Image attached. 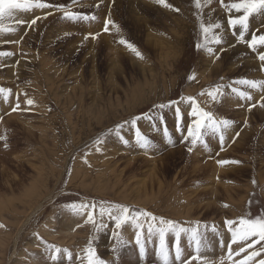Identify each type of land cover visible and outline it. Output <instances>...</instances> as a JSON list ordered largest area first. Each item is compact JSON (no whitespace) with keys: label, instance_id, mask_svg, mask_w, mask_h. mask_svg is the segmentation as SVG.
Segmentation results:
<instances>
[{"label":"rangeland","instance_id":"rangeland-1","mask_svg":"<svg viewBox=\"0 0 264 264\" xmlns=\"http://www.w3.org/2000/svg\"><path fill=\"white\" fill-rule=\"evenodd\" d=\"M42 2L49 6L16 10L2 22L15 31L0 32V53H6L0 55V89L6 90L0 92V264H88L89 246L105 264H160L158 236L148 234L149 223L159 227V221L142 216V227L128 221L117 229L111 216L119 210L100 212L112 205L145 210L184 229L198 227L202 259L191 264H238L253 252L260 254L248 264L264 260V241L250 237L233 244L225 223L235 221L236 227L241 217H264V86L238 83L264 81V45L253 50L247 43L261 33L250 30L252 15L246 30L233 28L237 36L244 31V40L231 44L228 21L243 12L230 10L226 0L223 6L221 0H202L200 8L194 0H167L171 8L154 0ZM64 10L77 17L66 18ZM201 23L220 27L206 37ZM235 45L246 47L245 56L234 52ZM246 57L259 62L258 71L247 72ZM217 86L214 100L207 93ZM187 97L231 124L206 132L193 147L191 138L184 139L196 119ZM226 97L238 105L226 106ZM137 132L149 147L140 146ZM70 204L87 207L73 212L65 207ZM89 212L95 225L85 223ZM65 221L75 224L61 240ZM137 231L145 242L143 258ZM166 239L173 264L177 242L183 259L196 254L189 233L177 240L170 232Z\"/></svg>","mask_w":264,"mask_h":264},{"label":"snow or ice","instance_id":"snow-or-ice-1","mask_svg":"<svg viewBox=\"0 0 264 264\" xmlns=\"http://www.w3.org/2000/svg\"><path fill=\"white\" fill-rule=\"evenodd\" d=\"M75 2V0H74ZM155 3L166 7L171 8L172 6L167 3V0H154ZM210 0H203V3H208ZM222 6H223V0H221ZM194 4L197 8L202 7V0H194ZM46 3L42 2V0H0V32H11L15 31L12 27H5L2 23L5 19L12 18L14 15V12L16 10L20 11H27L32 8H43L48 7ZM228 8L235 9L237 13L243 12V15L236 16L235 18H230L228 23L230 26L235 27L236 25H240L242 29H247V21L248 17L251 16L253 13L264 11V0H238V2H234L228 5ZM61 10H63V6H61ZM178 11V9H176ZM64 16L66 18L75 19L77 17L76 13H73L71 11L64 10ZM87 19L88 17H84ZM38 19V18H36ZM36 19H33L31 21V24L36 23ZM92 19H95V17H92ZM16 24H23L24 21L22 19H17ZM111 23L110 21H106L105 23V31H108V24ZM114 28L118 29V26L113 24ZM220 27L219 23L216 24H203L201 23L200 28L202 32L207 37V34L211 32L213 29H218ZM87 38V37H86ZM220 37L215 36L214 42L220 43ZM239 39L241 41L244 40V31H241L239 34ZM119 43L125 44L130 50L134 51L137 57L142 58L141 53L136 51L133 45L128 43L124 39H120ZM248 47L255 50V46L257 44L264 45V35H252V38L250 41H247ZM200 45H197V48H199ZM209 51H211L209 49ZM0 55H6V53H0ZM259 59L264 62V53L259 55ZM262 70H264V67H262ZM193 77H189V79H192ZM238 83L248 85L251 88H257L264 86V81H255V80H241ZM220 87L217 86L216 89L210 90L207 94L211 96L214 100L218 98V94H220ZM6 90L0 89V92H5ZM233 92L238 93L241 97H247L248 99H251V96L247 93L239 92L238 89L233 88ZM203 95V93H201ZM182 99H185L182 97ZM188 101H191L192 103V112L191 115L196 117V119L193 120L192 124L188 126L187 129V136L184 137L185 140H188L191 138V144L194 147L198 142L203 143V137L206 132L211 131L213 133H219L221 130V126L227 127L231 124V121L220 119L217 120L213 113L204 111L202 108H199L197 105V102L193 97H187ZM29 105L33 104V101L29 99L27 101ZM171 103V102H170ZM254 106V105H253ZM156 107L163 108L165 105H157ZM261 107H264V104H261ZM16 109H13L15 111ZM146 115V114H145ZM177 120L179 121L180 118V112L179 109H177ZM135 119H139V117L134 118L133 123H135ZM119 127V126H117ZM178 130H179V123H178ZM167 134V133H166ZM222 138V137H221ZM0 139H4V137H0ZM101 141H97V143H100ZM137 142L140 144L142 148H147L150 145V141L141 135L139 132H137ZM5 147L7 145L5 144ZM99 150V149H97ZM188 151L191 152L192 148L189 147ZM228 163H239V161H218V164H228ZM227 205H225L226 207ZM69 210L73 212H78L80 208L87 207V205H77V204H70L66 205ZM95 208V205L92 206ZM112 208H116L119 210V214L116 216H111ZM101 214H104L107 212L111 218L116 222V228H121V225L131 221L133 224H136L137 227H142L138 223L140 217L150 218L151 221H159L160 226L155 227L154 224L149 223L148 225V234L149 236L153 235L155 233L158 236V246L156 248V255L157 258L160 261V264H173V250L170 249L168 242H167V235L172 232L177 237V240L179 239V236L183 232L189 233V238L192 241L194 245V251L195 255H192L189 259L185 260L183 259V250L181 249L179 243L177 242L174 248V260L178 262V264H191L193 260H200L202 259L200 252L201 248L203 247V240L201 238V235L199 233L198 227L192 228V229H184L182 227H178L176 225V222L172 220H165L163 217H156L152 213L147 212L145 210H141L138 212H130V209L127 206L124 205H112L111 208H101L100 209ZM85 223H92L95 225V220L93 219V213H88V218L85 221ZM226 225L229 226V231L232 233V243L235 244L239 240H248L250 237H258L259 241H264V217H256L255 219H245L241 217L239 219V225L236 227H233L234 224H236L235 221L227 220L225 221ZM2 227V225H0ZM113 236L117 239L118 243H123L120 233L119 232H113ZM258 242V241H255ZM91 244V241H90ZM136 244L140 248V254L143 258L144 252H145V242L142 237V233L140 231L136 232ZM248 247H252L251 244L248 245ZM230 248V254L229 259H231V246ZM57 252H59V249H56ZM245 251V249L242 247L240 249V252ZM85 252L87 253L88 258V264H105L104 261L100 260L95 253V250L89 246L85 249ZM259 252H253L247 256L241 261L238 262V264H248V261H250L254 256H258ZM236 255H239V252L236 253ZM57 257L55 254H53L52 259L55 260ZM259 264H264V260H260Z\"/></svg>","mask_w":264,"mask_h":264},{"label":"bare ground","instance_id":"bare-ground-1","mask_svg":"<svg viewBox=\"0 0 264 264\" xmlns=\"http://www.w3.org/2000/svg\"><path fill=\"white\" fill-rule=\"evenodd\" d=\"M234 0H226V2L228 3V4H231L232 2H233ZM243 15V14H242ZM251 22H255V24H254V27H252L250 30H252V29H256V28H258V30H259V32H261L260 33V35H264V11H261V12H256V13H253L252 14V16H251ZM228 28H229V26H228ZM231 28V27H230ZM236 28V30L238 31L239 30V28L238 27H232V30H233V33L232 34H229V42L231 43V44H235V41H234V38L237 40L238 38H239V36H237V35H235V33H234V29ZM257 31V30H256ZM257 33V32H256ZM259 34V33H258ZM256 35V34H255ZM236 46L237 45H235L234 46V48H233V50H234V52L236 53V51L238 50V53L240 52V51H242V55L243 56H245V54H246V47H243L242 45H240L239 47H238V49H236ZM262 46V45H261ZM263 47V46H262ZM263 50V49H262ZM247 54H249V52L247 53ZM249 57V56H248ZM248 57H246V58H244L243 60V63H242V65H245V67H246V70H247V72H251V69L252 68H255V67H257V71H258V67H259V62H257L255 59H252V58H248ZM239 59L240 60H242L240 57H239ZM260 63H264V62H260ZM264 74V73H263ZM254 75H256L255 73H254ZM256 77V80H258L257 79V76H255ZM253 78V77H252ZM223 103H225V105L226 106H229V107H231V108H233L234 106H237L238 105V102L237 101H235L234 99H233V97H226V98H224V102ZM13 110V109H12ZM8 112H10V109H9V111H7V113ZM260 112V111H259ZM264 112V111H263ZM6 113V114H7ZM258 113V112H257ZM261 113V112H260ZM238 114H240L241 116H242V112H238ZM259 114V113H258ZM261 114H263V113H261ZM259 116H260V114H259ZM12 120V119H11ZM6 121V120H5ZM1 126H2V124H1ZM245 131L247 132V129H245ZM245 132V133H246ZM244 133V134H245ZM193 160L196 162V163H198L200 160H198V158H193ZM197 165V164H196ZM208 165H210V164H206V166H208ZM212 165V164H211ZM33 166V165H32ZM195 166V165H194ZM198 166V165H197ZM197 166L195 167L196 169H197ZM213 166V165H212ZM215 167V166H214ZM4 168V167H3ZM201 168V167H200ZM199 168V166H198V169H200ZM153 169V168H152ZM4 173V172H3ZM2 173V174H3ZM5 177V176H4ZM5 179V182H6V179H8L7 178V175H6V178H4ZM16 180V179H15ZM9 181V180H8ZM12 181V180H11ZM10 182V181H9ZM7 183V182H6ZM12 183V182H11ZM7 186H11L10 184L9 185H7ZM213 205V204H212ZM212 205H210V206H212ZM214 207V206H213ZM210 209V208H209ZM238 215H239V213H237ZM82 218H84V217H82ZM82 219H81V217H79V219H78V221L77 222H79V221H81ZM76 221V220H75ZM76 222V223H77ZM71 224H75V222H72V223H70V222H67V221H65V223H63L62 225H60L61 226V228L63 229H60V233H61V237L59 238V239H61V240H63L64 238H67V237H69V235L72 233L71 232V230H70V227H72L73 225H71ZM78 224V223H77ZM64 232V233H63ZM131 235V234H130ZM129 235V236H130ZM132 237V236H131ZM135 237V236H134Z\"/></svg>","mask_w":264,"mask_h":264}]
</instances>
